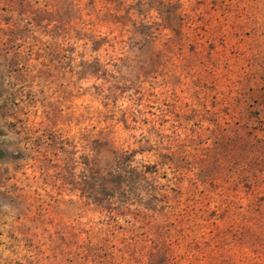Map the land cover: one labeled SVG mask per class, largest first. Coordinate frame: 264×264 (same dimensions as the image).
Instances as JSON below:
<instances>
[{
    "label": "rangeland",
    "instance_id": "374dc122",
    "mask_svg": "<svg viewBox=\"0 0 264 264\" xmlns=\"http://www.w3.org/2000/svg\"><path fill=\"white\" fill-rule=\"evenodd\" d=\"M172 1L0 0V264H264V0Z\"/></svg>",
    "mask_w": 264,
    "mask_h": 264
},
{
    "label": "trees",
    "instance_id": "16d2710c",
    "mask_svg": "<svg viewBox=\"0 0 264 264\" xmlns=\"http://www.w3.org/2000/svg\"><path fill=\"white\" fill-rule=\"evenodd\" d=\"M108 13L114 21L119 23H125L127 21L131 23H139L143 26L147 32L146 34L154 36L151 31V26L143 17L146 15V7L163 9L166 13V19L172 21L178 19L177 10H174V2L172 0H109ZM147 8V10H148ZM147 12V11H146ZM180 18V17H179ZM92 43H95V50L100 48V42L102 37L98 35H90ZM97 65V71L104 72L105 68L99 59H95ZM99 67V68H98ZM96 146L99 149L108 151L114 158V162L107 170H103L99 164L94 165L92 182L89 189H86L85 185H80L78 190L80 193L90 200L100 201L102 199L111 198L114 196H124L126 193V187L129 183H138L140 178L139 173L136 171L131 163L130 155L125 150L117 149L111 145V140L107 137L98 135L95 139ZM97 162V159H96ZM84 180V179H83ZM85 182V181H84ZM83 182V183H84ZM166 258L164 253H159V259L151 264H165Z\"/></svg>",
    "mask_w": 264,
    "mask_h": 264
}]
</instances>
